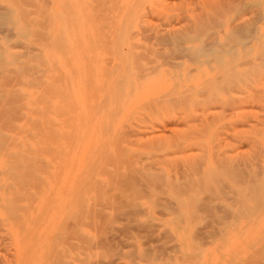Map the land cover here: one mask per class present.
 <instances>
[{"label": "rangeland", "instance_id": "rangeland-1", "mask_svg": "<svg viewBox=\"0 0 264 264\" xmlns=\"http://www.w3.org/2000/svg\"><path fill=\"white\" fill-rule=\"evenodd\" d=\"M0 13V264H264V0Z\"/></svg>", "mask_w": 264, "mask_h": 264}, {"label": "bare ground", "instance_id": "bare-ground-1", "mask_svg": "<svg viewBox=\"0 0 264 264\" xmlns=\"http://www.w3.org/2000/svg\"><path fill=\"white\" fill-rule=\"evenodd\" d=\"M1 12H2V11H1ZM2 13H3V12H2ZM4 13H6V11H5ZM0 14H1V13H0ZM2 16H3V15H0V17H2ZM6 16H7V15H6ZM4 17H5V16H4ZM0 19H3V18H0ZM3 20H4V19H3ZM218 22H219V21H218ZM202 23H203V22H202ZM5 24H6V23H5ZM1 25H4V24H1ZM200 27H201V26H200ZM202 27H203V26H202ZM240 28H241V27H240ZM233 29H234V28H233ZM245 32H246V31H245ZM248 34H250V33H248ZM162 35H163V34H162ZM177 35H178V34H177ZM181 35H183V34H181ZM158 36H159V35H158ZM184 36H185V35H184ZM178 37H180V36H177L176 38H178ZM251 37H252V36H251ZM167 38H168V37H167ZM185 38H186V37H185ZM185 38H184V39H185ZM229 38H230V37H229ZM235 38H236V37H235ZM165 39H166V38H165ZM168 39H170V38H168ZM181 39H182V38H181ZM162 40H163V38L161 39V41H162ZM172 40H173V39H172ZM214 40H215V39H214ZM228 40H229V39H228ZM159 41H160V40H159ZM166 41H168V40H166ZM174 41L176 42V40H174ZM180 41H181V40H180ZM163 42H165V40H164ZM169 42H171V41L169 40ZM166 43H167V42H166ZM169 44H170V43H169ZM176 44H177V43H176ZM206 46H207V45H206ZM204 47H205V46H204ZM204 47H203V48H204ZM197 50H198V49H197ZM193 53H196V52H193ZM200 54H202V53H200ZM177 56H178V54H177ZM180 56H181V55H180ZM189 56H190V55H189ZM218 61H219V60H218ZM1 66H2V64H1ZM229 75H230V74H229ZM232 84H233V83H232ZM221 88H222V87H221ZM134 168H135V167H134ZM25 172H26V171H25ZM215 173H216V172H215ZM256 177H257V176H256ZM147 180H148V179H147ZM208 180H209V179H208ZM170 181H171V180H170ZM23 182H24V181H23ZM208 183H209V182H208ZM19 184H20V183H19ZM255 184H256V183H255ZM204 186H205V185H204ZM188 187H189V186H188ZM263 188H264V187H263ZM263 188H262V189H263ZM211 189H212V188H211ZM134 191H135V190H134ZM261 192H262V191H261ZM152 193H153V192H152ZM251 194H252V193H251ZM259 194H261V193H259ZM258 197H259V196H258ZM258 197H257V199H258ZM261 197H262V199L264 198V196H261ZM261 197H260V198H261ZM206 198H207V197H206ZM260 198H259V199H260ZM234 199H235V198H234ZM257 199H256V200H257ZM259 199H258V200H259ZM255 202H256V201H255ZM257 202H258V201H257ZM262 203H263V202H262ZM232 205H233V204H232ZM67 238H68V237H67ZM47 253H48V252H47ZM23 261H24V260H23ZM25 263H26V262H25Z\"/></svg>", "mask_w": 264, "mask_h": 264}]
</instances>
